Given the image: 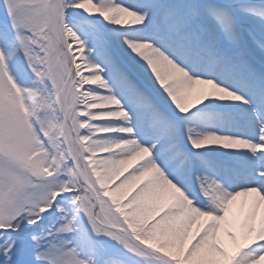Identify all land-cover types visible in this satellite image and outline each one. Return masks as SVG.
Segmentation results:
<instances>
[{"label": "snow or ice", "instance_id": "6c2138e0", "mask_svg": "<svg viewBox=\"0 0 264 264\" xmlns=\"http://www.w3.org/2000/svg\"><path fill=\"white\" fill-rule=\"evenodd\" d=\"M0 264H264V0H0Z\"/></svg>", "mask_w": 264, "mask_h": 264}, {"label": "bare ground", "instance_id": "6f19581e", "mask_svg": "<svg viewBox=\"0 0 264 264\" xmlns=\"http://www.w3.org/2000/svg\"><path fill=\"white\" fill-rule=\"evenodd\" d=\"M79 62V61H78ZM125 174H127V173H125ZM122 178V177H121ZM243 199V198H242Z\"/></svg>", "mask_w": 264, "mask_h": 264}]
</instances>
